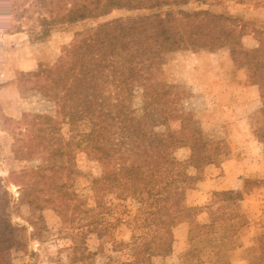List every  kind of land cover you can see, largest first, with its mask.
<instances>
[{
	"label": "trees",
	"instance_id": "obj_1",
	"mask_svg": "<svg viewBox=\"0 0 264 264\" xmlns=\"http://www.w3.org/2000/svg\"><path fill=\"white\" fill-rule=\"evenodd\" d=\"M8 1L0 0V10L5 9ZM47 1L49 5L56 3V8L62 10L68 4L71 8L59 18L51 16L44 19L41 32L33 34V41H44L53 29L60 27L71 35V53L60 59L38 80L36 78L37 81L27 82L32 89L40 91V96L52 101L56 109L54 117H32L34 121L25 126L26 131L35 128L38 133L46 134L52 147H57V142L53 140L56 136L62 139L61 130L67 125L78 124L84 110L97 106L96 80L89 72V67L94 63L96 48H105L109 57H118L123 53L132 55L151 52L157 60L169 59L181 51L226 48L232 55L246 59L240 68L247 70L250 82L259 90L263 128L257 133V139L264 142V30H258L256 34L247 31V23L232 20L223 14L203 9H183L192 4L222 7L226 1L242 5L251 0H37L41 6L42 2ZM42 7L45 8L44 5ZM119 10L133 15L124 18L108 31L97 27L92 36L87 31L85 38L80 39V26L94 23ZM250 33L255 34L259 42L253 56L245 54L241 47L242 38ZM22 75L18 73L17 79ZM161 112L163 122L159 126L150 122L144 126L130 122L118 124V132L128 141L131 151L137 155H148L152 162L150 176L133 159L121 162L117 169L108 173L112 181L127 183L125 200L137 204V211L132 218L116 219L114 224L99 220V216L109 215V210L98 199L92 210L96 218L85 223L78 215L84 212V209L81 212V205L87 200L78 198L75 193L69 197L41 198L44 189H64L71 186L75 178L82 176L74 164L76 154L108 163L111 155L107 152L104 128H91L86 134L77 133L78 138L66 140L57 155H52L48 163L35 170H12L10 177H20L14 179L23 190L19 205H25L29 212L26 222L33 232L31 241L41 242L43 227L39 225L43 221L41 214L45 211L61 218L63 228L76 236L86 229L89 235L104 233L109 240L114 241V231L119 224H124L128 229L136 228L139 235L116 244L114 250L123 259L120 264H152V259L162 257L163 249L173 243V231L178 225L194 220L207 209L217 207L218 220L207 221L200 226L197 237L190 241L188 249L180 255L179 263L231 264L229 252L242 249L245 264H264V212L256 225L248 224L236 208L231 192H211L210 203L205 207L187 208L171 217L151 219L149 207L157 198L182 190L192 183L186 172L187 165L192 163L198 171H202L200 152L207 146L218 150L222 143L191 141L188 137L195 127L191 124L190 114L173 117L165 104L161 105ZM177 121L181 123L179 140L173 138L170 126V123ZM101 134L104 136L101 137ZM182 148L190 152L185 162L175 157V152ZM74 198L80 201V206H70ZM8 215L6 204L0 202V264H11V250L20 245L22 235H19L25 231V228L14 226ZM79 248L75 245L70 250L79 252ZM67 260L66 264L82 261L81 257L75 262Z\"/></svg>",
	"mask_w": 264,
	"mask_h": 264
},
{
	"label": "rangeland",
	"instance_id": "obj_2",
	"mask_svg": "<svg viewBox=\"0 0 264 264\" xmlns=\"http://www.w3.org/2000/svg\"><path fill=\"white\" fill-rule=\"evenodd\" d=\"M46 3L42 2V6L44 5L45 7L43 8L37 0H9L5 9L0 10V202L6 204L10 222L14 226L25 228V231L19 235H22L19 239L20 245L11 250V264H25L26 261L29 264H66L67 259H72L75 262L78 257L82 259L79 263L78 261L75 262L78 264H120L123 259L114 250L116 244L120 241H128L131 236L139 235L136 228L128 229L124 224H119L114 231V241L109 240L104 233L89 235L86 229L79 232V235L76 236L75 233L63 228L61 218L45 211L41 214L43 221L41 226L39 225L40 228L43 227L40 234L41 242L31 241L30 236L33 232L26 222L29 218V212L25 205H19V197L23 190L16 184V179L20 177H14L16 178L14 179L9 176V173L12 170L26 172L35 170L48 163L52 155H57L66 140L72 137L78 138L77 133L86 134L91 128H104L107 152L111 155L108 163H100L96 158H88L80 153L76 154L74 164L82 176L75 178L73 184L64 189H44L41 198L49 196L60 197L62 195L69 197L71 193H75L78 198L87 200L86 203L81 205V212L83 209L84 212L78 215L85 223L96 218L95 212H92V210L96 206V200L98 199L109 210V215L99 216V220L109 221L114 224L116 219L125 220L132 218L137 211V204L134 201L125 200L126 189L128 188L127 183L112 181L108 173L117 169L121 162L133 159L144 169L146 175L150 176L152 162L148 155H137L131 151L128 141L120 136L118 132V124L120 122H130L144 126L147 122L151 123L146 113L144 117L139 118L138 115L135 120L130 121L124 119L123 112L126 109H133L138 112L139 106L133 107L137 106L135 105L137 102L150 103L152 105H148L155 106L153 105L154 102L159 101L168 106L169 109L172 93L165 90H157L153 86L150 89L151 95H143L142 98H140V95H136L134 103L133 99H126V103L123 102L124 105H127L126 107L122 104L124 100L116 99L117 105L111 107L113 116L111 115L110 117L106 111L107 104H104L106 100H101V91L104 88L108 89L109 83H114L113 80L116 81L114 79L115 73H128V76H131L132 79L138 80L140 74L147 70H153L158 62H165L166 60H157L151 52L132 55L123 53L118 57H109L105 48H96L94 50V63L89 67V72L96 80L98 104L94 108L84 110L81 113V121L78 124L65 126L61 130V135L59 134L62 139L59 140L58 136H56L53 142H57V147H52L46 134L38 133L35 128H32V131H26L25 127L34 121L31 118L35 115L54 117L56 109L52 101L40 96V91L32 89L27 82L37 81L42 74L50 70L60 59L68 57L71 53V35L60 27L53 29L49 37L44 41H33V34L41 32V23L44 19H49L51 16L52 18H59L71 8L70 4L62 10L58 7L56 8V3L52 5H49L48 1ZM183 9H203L223 14L232 20L247 23V31L256 34L258 30H264V0H251L242 5L226 1L222 7L218 5L192 4L188 7H183ZM132 15L133 13L124 10L113 11L109 15L97 19L94 23L83 24L79 28L82 35L80 39L85 38L87 31H90L89 36H92L93 31L97 27L102 31H108L124 18ZM241 47L242 51L249 56L256 54L259 47L256 35L250 33V35L243 37ZM181 52L200 53L202 56L199 58V63H203L205 70L210 64L209 74L220 73L224 77L223 82L225 85L221 88L229 89V100L234 103L237 102L235 105L237 109H239V106L241 109H246L247 107V111H250V93L239 85V77H242L239 73L242 72L238 71V69L241 63L245 62L246 59L244 57L236 54L232 55L230 50L226 48ZM209 57L212 60H209ZM122 63H124L125 70H121L124 68L121 66ZM141 63L143 66L140 67ZM244 72L247 73V77V70L244 69ZM18 73L23 74L20 79H17ZM248 80L250 82L249 78ZM40 83L43 84L42 82ZM115 85H117V82ZM217 89V85H213L210 88L213 92ZM168 94H170L169 98ZM100 102L104 104L102 109H100ZM255 109H258L256 112L261 119V125H258L263 128L260 100L259 105H256V108L254 106V111ZM153 114L154 108L149 111V115L153 116ZM202 117H205V115L191 116V124L195 127L188 137L191 141L207 142L215 138L217 133H222V127L217 128L218 131H216L212 127L213 123L211 124V120L209 121V119ZM198 119L199 122H197ZM196 124H198V127ZM114 126L116 127L114 128ZM170 126L173 135L177 138L178 130L175 128V123H170ZM261 129L258 128L253 133L256 139L257 133ZM229 133L234 134V136L239 134L238 131H230ZM102 136L104 135L101 134ZM224 140L227 141L228 139ZM225 141L219 145L220 148L225 146L224 143L227 144ZM243 148L236 147L234 149L237 153H240ZM213 151L207 146L200 152L199 158L203 169L215 163L214 161L219 156L221 159L227 160L224 167L226 170L236 168L234 161L229 160V157L221 156ZM226 152L228 156V153L233 154V151ZM186 155L181 154L179 156L180 158H185ZM251 167L252 171L257 168ZM259 167L257 169H260V171L254 172V175H259L261 179L254 180V185H252L253 183L248 185L245 182L243 183L246 186L245 190L248 188L246 191H249V193L246 192V194L237 196L236 200L233 197L236 208L246 215L244 220L249 221L250 225H256L263 216V214L262 216L259 215H261L262 207L264 206V162H261ZM191 168L198 171L196 166L190 163L186 167L187 174L191 171ZM192 174L194 175L195 173L192 172ZM193 177H190L192 183L184 189L165 194L150 205L149 211L152 220L171 217L187 208L205 207L210 203L211 187L208 185L210 180L207 179L209 176ZM70 206H80V201L74 198ZM218 217V208L213 207L205 210L194 220L178 225L173 231V243L163 249L162 257L153 258L152 264H180V255L188 249L190 241L197 237L200 226L207 221L215 222ZM44 230L46 231L44 232ZM252 231L253 228L250 232ZM75 245L80 247L81 251H71L70 247ZM66 257L68 258L66 259Z\"/></svg>",
	"mask_w": 264,
	"mask_h": 264
},
{
	"label": "crops",
	"instance_id": "obj_3",
	"mask_svg": "<svg viewBox=\"0 0 264 264\" xmlns=\"http://www.w3.org/2000/svg\"><path fill=\"white\" fill-rule=\"evenodd\" d=\"M201 56L200 53H176L171 58L165 59V62H158L153 70H147L140 74L138 80L132 79L131 76H128V73H115L114 79H116V81L113 80V84L109 83L110 86H108V89H102L101 100H106V103L104 101V104H107L106 111L108 112V116L111 117V107L117 105L116 99L124 100L122 104L123 102L126 103V99H133L134 103L136 95H140V98H142L143 95H151L150 89L155 86L157 90H165L172 93L169 111L173 117H180L188 114L191 116L205 115V117L202 118L209 119V121L211 120L210 122L211 124L213 123L212 127L214 130L216 129V131H218L217 128L222 127L223 130L221 129V134L217 133L215 138L207 142L205 141V143L217 141L224 142V139H228L229 141H225L227 144L224 143L225 146L223 148L214 150L213 152H217V154L221 156L229 157V160L234 161L233 163L236 168L226 170L224 167L226 166L225 162L227 160L221 159L219 156V158L214 161L215 163L205 167L202 171H196L191 168L188 175L191 178H194L193 176L208 175L209 177L207 179L210 180L208 185L211 187L210 193L231 192L236 200L237 196L246 194V192L249 193V191H246L248 188L245 190L246 186L243 185L244 182L247 185L251 183L254 185V180L261 179L259 175H254V172H259L260 169L257 168L260 166L261 162H264V142H259L253 134L256 129L262 128V126H259L261 125L260 115L256 112L258 109L254 111V106L256 108V105H259V90L249 82V77H246L247 73L244 72V69L239 67L238 71L242 72L239 73L242 76L239 77V85L250 93L251 99L249 102H251V108L250 111H247V107L246 109H241L238 105L239 109H237L235 106L237 102L234 103L229 100V89L221 88L225 85L223 82L224 77L220 73L209 74L208 72L210 71L211 65L209 64V67L207 66L206 71L203 63H199V58ZM209 58V60H212L211 57ZM121 66L124 67L121 70H125L124 63H122ZM139 66L141 67L143 64L141 63ZM116 82L117 85H115ZM213 85L218 86L215 92L210 90ZM169 95L170 94H168V98ZM137 103H135L137 106L133 107L136 108L139 106L138 112L133 109H126L123 112L124 119L130 121L135 120L136 116L139 115V118H142L146 113L152 124L156 126L162 124L163 114L161 112V105L163 103L156 101L153 104L155 106H150L152 105L150 103ZM104 104L101 103L100 109H102V105ZM124 106L126 107L127 105ZM153 108L155 116L154 114L153 116L149 115V111ZM197 122H199V119ZM173 123H175V128L178 130V137L175 138L173 135V138L179 140L181 138V123L180 121ZM196 126L198 127V124H196ZM115 127L116 126H114V128ZM230 131H238L239 134H235L236 136H234V134L232 135L229 133ZM236 147H244L242 151L247 152L241 151L237 153L234 149ZM226 151H233V154L228 153V156L226 155ZM181 154L187 155L185 158H180L179 155ZM176 157L179 161L185 162L189 159L190 152L186 148L179 149L176 152ZM251 166L257 168L252 171ZM192 172L195 174L193 175ZM262 209L261 215L259 216H262L264 206ZM240 214L243 218L244 216L246 217L243 212H240ZM246 222L249 224V221ZM242 251V249H236L229 252V262L231 264H245L242 258ZM25 264H29V262L26 261Z\"/></svg>",
	"mask_w": 264,
	"mask_h": 264
}]
</instances>
